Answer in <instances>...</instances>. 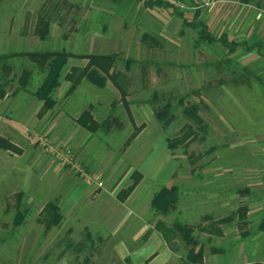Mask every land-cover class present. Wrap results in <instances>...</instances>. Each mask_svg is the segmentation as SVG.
Returning a JSON list of instances; mask_svg holds the SVG:
<instances>
[{
    "label": "rangeland",
    "instance_id": "obj_1",
    "mask_svg": "<svg viewBox=\"0 0 264 264\" xmlns=\"http://www.w3.org/2000/svg\"><path fill=\"white\" fill-rule=\"evenodd\" d=\"M165 1L172 7L150 6L143 0H0V53L59 49L113 52L122 57L120 68L125 67L126 59H134L129 87L131 97L136 100V121H145L151 128L154 117L147 119L151 110L146 107L152 109L149 100L155 92L160 102L167 98L177 102L184 97V104L199 103V112L208 125L207 133L201 131L189 145L172 150L176 168L189 174L187 184L182 185L179 213L197 228L196 223L204 222L202 212L222 217L247 204L251 230L261 218L263 206L257 188L264 184V57L244 47L230 53L219 44L197 43V32L182 24L173 6L192 18L198 5L201 17L215 35L227 31L235 40L253 41L264 39V0ZM41 13L52 15L50 34L44 38L34 32ZM145 32L154 35L159 44L146 43L142 39ZM31 58L19 56L11 60L12 72L20 73L23 63ZM85 61L70 59L68 66L83 65ZM43 77L35 73L28 91L19 88L15 78L13 87L6 86L7 94L0 96V264H156L152 262L153 256H149L156 244L163 247L159 246L155 260L167 252L161 264H185L186 249L181 240L176 250H168L159 234L142 237L134 234L139 223L129 216L123 224L116 222V230L112 231L114 222L105 223L94 216L95 207L86 208L88 213L83 212L81 217L70 209L78 184L90 181L92 188L103 183L104 168L88 163L97 154L92 152L101 148L99 160L102 156L104 160L107 153L106 168L111 169L124 148L120 140L108 144L97 140L74 142L68 135L61 139L53 131V117L61 110L77 114L76 110L95 102L96 95L106 97L108 102L118 100L119 93L111 83L102 90L85 80L72 96L65 97L68 83L62 81L54 92V101L46 102L34 93ZM179 109L171 127L164 129L167 136L180 133L188 121L182 106ZM58 128L64 130L63 126ZM128 133V125L123 126L119 139H125ZM146 136L149 134L136 141L127 154L130 156L136 150V164L151 151L149 144L141 148ZM96 162L100 163L97 159ZM169 167L172 165L165 166L164 174ZM214 170L220 174H214ZM84 173L89 174V180ZM98 174L99 179L92 178ZM185 186L194 191L208 189L209 193L222 189L225 199L228 191L232 196L235 187H249L253 196L236 192L226 208L215 202L200 208L195 198L204 192L187 194ZM20 194L22 198L17 205ZM87 195L82 196L81 207ZM145 196L141 194L139 198ZM49 201L56 202L64 216L46 230L40 217ZM19 206L27 213L24 222L15 227ZM177 213L166 219L171 223ZM223 228L226 233L222 236L202 234L196 229L205 248L203 264H222L226 254H230L234 263H240L248 250L257 255L256 260L263 258L260 255L264 249L263 234L244 238L236 220ZM212 247L225 252L218 255L212 252Z\"/></svg>",
    "mask_w": 264,
    "mask_h": 264
},
{
    "label": "trees",
    "instance_id": "obj_2",
    "mask_svg": "<svg viewBox=\"0 0 264 264\" xmlns=\"http://www.w3.org/2000/svg\"><path fill=\"white\" fill-rule=\"evenodd\" d=\"M121 1V0H114ZM145 4L150 6H167L172 7V4L165 0H143ZM180 1V0H179ZM189 1L190 3L196 0H181ZM244 3H250L252 0H240ZM197 5V4H196ZM72 6V5H70ZM174 13L182 18L183 24L187 27L193 28L198 35L197 43H208V44H219L225 46L229 49L230 53L237 51L239 47H244L247 51H257V53L264 57V40H258L256 42L250 43L248 40H235L230 38V36L225 32L221 35H215L209 27L208 22L201 17L200 6L197 5L194 17L190 20L184 16L183 10L175 8L173 6ZM52 24V15L41 13L37 16L36 25L34 27V32L40 35L42 38L50 34ZM142 39L150 44H159L158 39L145 32L142 35ZM28 57L31 56V60L27 59V62L23 63V67L20 73L16 74L12 72L14 67H12V61L16 57ZM70 59H85L83 65L72 64L69 65ZM122 57L119 53H87V52H73L67 49L59 50H36L33 52H9L0 53V96L4 97L7 94L6 86L13 87V82L16 78L18 87L26 91L29 90L30 80L34 77L35 73L43 74V81L41 85L34 92L36 96L46 102H53L54 92L60 87L62 81H67L68 87L65 92V97L72 96L78 87L87 80L93 85L102 88L111 82L112 85L117 89L120 99L126 106L129 105L127 96L129 94V84L131 77L127 76L125 72H130V68L135 62L134 59L128 58L125 60V67L120 68L118 64ZM29 61V62H28ZM185 98L180 97L177 102H173L170 98L166 100L157 99L156 92L152 99L149 100L153 106L154 116L161 123L165 130H168L173 124L174 120L177 118L176 111L182 106V112L188 121L180 128V133L168 137L169 147L172 150L177 146H187L194 140L199 132L207 133L208 125L206 124L203 116L200 114V104L190 103L184 104ZM180 110V109H179ZM78 123L87 129L91 133H95L98 130L109 131L113 127L123 124L122 119L119 115L114 112H110L104 119L98 121L94 118L90 107H84L82 112L77 118ZM145 126V123H141L134 127V131L126 139L123 147L129 145L133 138L138 134V132ZM7 146H12L7 143ZM132 183L119 191L117 197L124 201L132 193L135 187L138 185L142 176L138 172H134L132 175ZM181 188L179 185L161 186L153 195L151 206L158 216L156 220L155 227L161 233V236L165 239L168 245L176 250L181 240L186 249L183 262L185 264H200L204 262L205 248L200 242L198 236L196 235V229L200 232L217 233L216 235L222 236L223 229L221 225H227L233 220L237 221L238 225L243 229L244 238L255 236L258 234L264 235V205L262 206L261 218L257 222L256 226L250 230V219L248 217V212L250 211V206L247 204H242L237 209H233L230 214L222 217H215L211 213H207L203 220L204 222L196 223V226L189 223V220L184 218L181 213H179V205L181 203L182 195ZM187 194L192 190L188 186H185ZM208 190V189H207ZM196 190L194 192L202 191L209 193L210 190ZM228 194H231L228 191ZM236 192H246L253 196L251 188H234L232 193ZM260 197V196H259ZM22 194L18 196V202L21 201ZM177 213L174 216L172 222L170 223L166 218L173 212ZM27 211L21 206L18 207L14 226L24 222ZM63 212L59 205L54 201H49L43 207L41 211L40 222L45 226L46 230L51 229L53 226L57 225L63 218ZM210 234V236H211ZM214 235V234H212ZM263 235H261L263 237ZM260 240V238H259ZM199 247V248H198ZM198 248V249H197ZM212 252L218 255L224 253V249L212 247ZM224 256L223 264L234 263L230 260V254ZM261 257L264 258V249L261 252ZM257 255L245 252L243 260L252 261ZM228 258V259H227ZM253 264H262L259 260L255 261Z\"/></svg>",
    "mask_w": 264,
    "mask_h": 264
},
{
    "label": "crops",
    "instance_id": "obj_3",
    "mask_svg": "<svg viewBox=\"0 0 264 264\" xmlns=\"http://www.w3.org/2000/svg\"><path fill=\"white\" fill-rule=\"evenodd\" d=\"M195 11L193 13V17ZM185 17L187 18V16ZM192 18H188V19L191 20ZM182 24H183V20H182ZM225 32L228 34L227 31H224L222 33ZM241 40H248L250 43H253L258 40H264V39L258 38L251 41L249 38H243ZM125 74L131 77V81H130L131 84L133 79L131 72H125ZM108 83L105 87H102L100 89L104 90L106 89V87L109 88ZM88 89H92V87H88ZM113 89L117 91V89L114 86ZM111 91L113 90L111 89ZM131 93H132V88L129 87V94L127 96V100L129 101L128 106H126L122 101H119L120 95L118 97V100H112L111 102H108L106 97H104V99H101L102 93L100 94L101 96L96 95L95 102H91L90 105L87 106L91 108V112L93 113L94 118L97 119L98 121L104 119L110 112H114L115 114L121 117L123 124H119V126L117 127L115 126L109 131L98 130L95 133H91L87 129L82 127L78 123L77 118L84 109V107H81L80 110H76L77 114L75 115L72 114V112L66 113L64 110H61L53 117L52 128L54 133H57L58 136L61 137V139L65 138V136L68 135L70 141L72 140L74 142L75 141L91 142L97 140L99 143L104 141V143L107 142L108 144L109 143L112 144L114 140H118V142L121 141V143L124 144L126 139L134 131V127L136 126V124L140 125L141 123L144 122L145 126L138 132V134L133 138V140L129 143V145H127L126 147H123L124 145L122 146V148H124V152L120 156V158H118V160L115 162L114 166L111 169L106 168L108 167L106 160V158H108L107 153L106 155H104L105 156L104 160L102 159L103 156L99 160L98 156H100L101 154V150H100L101 148H99L97 152H92L97 154L91 156L88 163L89 164L91 163V165L93 166L94 164L101 165V167L104 168L105 171L101 172V174H103V179H102L103 186L99 185L100 186L99 187L97 184H95L91 188V186L93 185L92 182L86 180H84V183L78 184L75 195L74 197H72L70 202V207H71L70 209L75 211L81 217V215H83V212L84 214L88 213V210L86 208L95 207L96 210L92 212L94 216L96 215L99 216L105 223L114 222L111 223V224H115L112 231L116 230V222L117 224L119 222L120 224H123L126 220H128L127 218L129 216V219H133L134 222H137V224L139 223L137 227L134 229L133 232L134 234H138L140 237H142L145 234L161 235V233L155 227L156 220L158 219V217L161 216H158L151 206L153 195L163 185L166 186L179 185L181 188H183L182 185L187 184L186 183L188 180L187 176L189 174L188 172L181 171V169L176 168V161L173 159L172 151L169 147V142H168V137L170 136H167L164 133L165 131L161 123L155 118L153 107L152 109L149 106L146 107V109L151 110L150 114L148 113L149 118L147 119H151L152 117H154L153 120L150 121V123L153 124L152 128L148 126V124L145 121H141V122L136 121V100H134V98L131 97ZM66 120L68 122L65 123ZM125 125H128L129 133L125 139L124 137L123 138L121 137L119 139V132L122 129V127ZM58 126H63L64 130H59ZM56 127L58 128L57 132H55ZM145 133L149 134V136H146L147 139L143 140L142 142L143 146H141V148L144 147L145 144H149L151 151L147 156L138 159L136 164V150L130 156H128L127 154L129 153V151H131V149H134V145L136 141L142 139ZM96 159L97 161H100V163H97ZM168 164L172 165V167H169V170L166 172V174H164L166 171L165 166H167ZM216 170H214L213 173L220 174V171L216 172ZM134 172H138L142 176V179L135 187V189L132 191V193L128 196V198L122 201L117 197V194L121 189L128 187L132 183L133 181L132 175ZM163 174L164 176H162ZM226 189L230 190V188H225V190ZM257 189H259L261 193L262 196L261 202L264 205V184L260 185ZM221 190L217 189L211 193L208 194L205 193L203 196H198V198L196 197L195 199L197 206L203 208L205 207V205L207 206L208 203L215 202L217 203V205H219L220 208L228 207L231 203L230 200L234 199L236 195L235 193H232V196L231 194H228V196L226 197L227 199H225L224 198L225 193L224 196H222ZM137 193H139V195ZM85 194L88 195L84 198L83 200L84 204L81 207L79 204H81L82 196ZM141 194L146 195L144 199L139 198ZM108 199L110 204H108ZM82 208L84 209V211L83 210L81 211ZM120 214L121 216L117 217V215ZM206 214H207L206 212H202L201 217H204ZM223 226L224 225H221L223 229L222 234H225L226 232ZM201 233L211 234L209 232H201ZM212 234H217V233L214 232ZM257 236H260V234H258ZM258 238H255V242L258 241ZM162 239L164 243L165 239L163 237ZM261 239L263 243L262 246L264 248V238ZM165 244L167 247L166 249L171 250V247L168 245L166 241ZM159 246L163 247L161 244H156V249L149 255V256H153L154 259L152 258L153 259L152 262L156 264L163 263L165 258H167L166 255L167 252H164L162 256L159 258V260L158 259L155 260L154 256L157 250L159 249ZM248 252L253 254L249 250ZM255 261L257 260L256 259H253L252 261L243 260L240 263H228V264H253ZM259 261L262 264H264V258L260 259Z\"/></svg>",
    "mask_w": 264,
    "mask_h": 264
},
{
    "label": "built area",
    "instance_id": "obj_4",
    "mask_svg": "<svg viewBox=\"0 0 264 264\" xmlns=\"http://www.w3.org/2000/svg\"><path fill=\"white\" fill-rule=\"evenodd\" d=\"M85 174V177L87 178L88 177V173H84ZM101 177V175L100 174H98V175H93L92 176V178H94V179H99ZM88 180H89V177L87 178Z\"/></svg>",
    "mask_w": 264,
    "mask_h": 264
}]
</instances>
